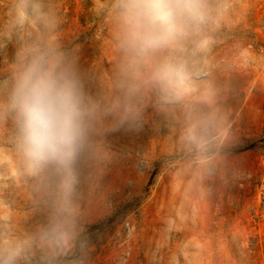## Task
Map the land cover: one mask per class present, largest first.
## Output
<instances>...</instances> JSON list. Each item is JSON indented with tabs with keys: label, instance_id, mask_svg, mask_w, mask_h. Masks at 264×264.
<instances>
[{
	"label": "rangeland",
	"instance_id": "1",
	"mask_svg": "<svg viewBox=\"0 0 264 264\" xmlns=\"http://www.w3.org/2000/svg\"><path fill=\"white\" fill-rule=\"evenodd\" d=\"M214 2L189 85L211 116L197 148L181 139L182 110L151 89L133 97L132 116L115 109L126 100L115 0H42L48 29L21 17L18 0H0V82L39 34L97 106L92 149L67 193V174L33 173L11 117H0V238L24 243L17 264H264V0ZM54 221L66 244L41 246Z\"/></svg>",
	"mask_w": 264,
	"mask_h": 264
},
{
	"label": "clouds",
	"instance_id": "2",
	"mask_svg": "<svg viewBox=\"0 0 264 264\" xmlns=\"http://www.w3.org/2000/svg\"><path fill=\"white\" fill-rule=\"evenodd\" d=\"M21 17L30 11L33 22L48 29L53 18L42 0H18ZM214 0H115L116 36L124 54L126 89L122 116L134 114L133 97L141 89L156 92L165 106L180 108L181 139L201 147L211 127V116L188 99L195 78L193 55L204 44L197 39L214 21ZM97 106L88 100L73 63L50 39L37 35L17 49L7 80L0 82V117L10 116L18 146L33 173L53 166L67 174L61 188L71 189L74 172L92 149ZM69 205L65 200V209ZM67 234L54 221L37 242L66 244ZM24 243L0 238V264H17Z\"/></svg>",
	"mask_w": 264,
	"mask_h": 264
},
{
	"label": "built area",
	"instance_id": "3",
	"mask_svg": "<svg viewBox=\"0 0 264 264\" xmlns=\"http://www.w3.org/2000/svg\"><path fill=\"white\" fill-rule=\"evenodd\" d=\"M126 227H127V229H129V223H126ZM126 254H127V252H126Z\"/></svg>",
	"mask_w": 264,
	"mask_h": 264
}]
</instances>
